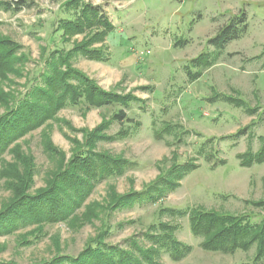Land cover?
<instances>
[{
    "label": "rangeland",
    "instance_id": "obj_1",
    "mask_svg": "<svg viewBox=\"0 0 264 264\" xmlns=\"http://www.w3.org/2000/svg\"><path fill=\"white\" fill-rule=\"evenodd\" d=\"M28 1L30 7L15 12L0 7V36L22 46L19 55L23 61L13 70L0 71V92L12 94L15 99L41 84L44 61L55 49L66 52L84 37L77 34L64 39L62 31L55 30L59 19L72 16L73 10L63 6L68 0ZM84 1L99 7L114 29L102 42L92 44L102 49V60L76 53L72 66L94 79L103 90L129 93L138 100L131 99L128 106L114 103L88 109L77 104L59 109L56 119L30 130L4 151L0 172L16 163L11 148L18 145L32 159L30 192H34L45 185L47 176L58 165L45 149V139L67 159L74 139L84 142L81 129L92 130L105 121H110L106 135H119L120 130L127 135L101 139L97 149L121 155L129 165L121 175L97 183L77 209L78 214L87 205L104 204L110 186L120 194L145 188L170 167L175 157L196 167L157 202H136L111 211L108 221L100 216L79 226L60 221L2 234L0 262L40 264L56 256H76L105 224L110 226L105 237L108 244L128 248L127 240L133 237L147 244L142 233L157 221L177 224L176 238L191 246L180 260L162 252L160 264L249 262L254 248L234 253L205 250L201 239L191 235L186 216L161 214L159 210L200 205L220 212L246 213L256 221L264 217V209L252 204L264 199V162L242 166L238 156L248 149L255 151L259 146L257 136L264 134V0ZM240 13L245 15L246 33L218 52L209 39ZM201 53H208L212 65L190 66L189 62ZM196 71V77L189 75ZM223 94L244 100L245 106L254 111L226 100ZM12 104H0V115ZM120 109L125 118L112 120L113 113ZM167 124L174 125L171 133L165 132ZM156 132L163 137L157 138ZM7 181L0 174V210L11 197Z\"/></svg>",
    "mask_w": 264,
    "mask_h": 264
},
{
    "label": "trees",
    "instance_id": "obj_2",
    "mask_svg": "<svg viewBox=\"0 0 264 264\" xmlns=\"http://www.w3.org/2000/svg\"><path fill=\"white\" fill-rule=\"evenodd\" d=\"M31 5L28 0H15L13 3L0 0V7L14 12ZM63 6L66 10H73L72 16L59 19L55 30L62 31L61 37L64 39L77 34H84V37L81 41H75L74 46L66 52L55 49L44 61L46 68L41 74V84L31 88L23 98L15 99L12 94L0 92V104L9 106L10 101L13 103L6 113L0 115V158L16 140L48 120L56 119L59 109L67 105L83 104L89 109L114 103L128 106L131 99L138 100L129 93L103 90L94 79L72 66L71 60L76 53L89 59L102 60V49L92 47V44L102 42L114 26L100 12L99 7L84 0H68ZM246 31L245 15L240 13L222 25L209 39V43L219 52L228 42L239 39ZM21 49L19 43L0 36V71L13 70L23 61L19 55ZM212 63L208 53H201L189 62L190 66L202 67H209ZM189 75L196 77L199 71L192 74L189 72ZM223 97L238 106L246 107L249 112L254 111V108L245 106L242 99L226 94ZM124 118L122 109L112 115V120ZM109 124L110 121H105L92 130L81 129L84 142L79 143L74 139L73 151L67 159L46 138L44 147L58 160V165L47 176L45 185L34 192H30L32 159L22 153L18 145L11 148L16 163L0 172L2 177L7 178L6 185L11 191L10 200L0 210V235L14 232L20 227L36 225L40 228L46 223L60 221H72L78 226L100 216L108 221L111 211L131 207L136 202H157L179 186V180L196 167L192 162L182 163L175 157L170 167L159 173L145 188L120 194L110 186L104 204L97 202L87 205L78 214L77 209L81 208L97 183L121 175L129 165L121 155L100 151L96 147L101 139L126 137L127 132L124 130H120L119 135H106L105 130ZM173 127L167 124L165 132L171 133ZM245 129H240L235 135ZM156 133L157 138L163 137L161 132ZM257 140L259 146L255 151L248 149L238 155L240 165L264 162V134L257 136ZM252 204L264 209V199ZM159 212L186 216L191 235L201 239L200 245L205 250L234 253L254 248L252 259L244 264H264V217L256 221L246 213L220 212L200 205L187 208L162 207ZM177 229L178 225L170 221L152 222L142 233L147 244H140L133 237L127 240L130 246L122 248L105 241L110 230V226L105 224L95 237L88 240L78 255L56 256L40 264H160L158 257L162 252H166L173 260H180L190 252L191 246L176 238Z\"/></svg>",
    "mask_w": 264,
    "mask_h": 264
}]
</instances>
